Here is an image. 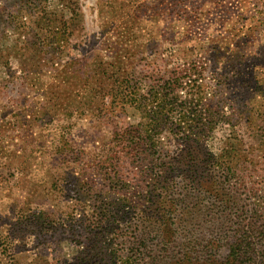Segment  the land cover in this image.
<instances>
[{
    "label": "rangeland",
    "instance_id": "rangeland-1",
    "mask_svg": "<svg viewBox=\"0 0 264 264\" xmlns=\"http://www.w3.org/2000/svg\"><path fill=\"white\" fill-rule=\"evenodd\" d=\"M122 208L264 226V0H0V264L119 261Z\"/></svg>",
    "mask_w": 264,
    "mask_h": 264
},
{
    "label": "trees",
    "instance_id": "trees-1",
    "mask_svg": "<svg viewBox=\"0 0 264 264\" xmlns=\"http://www.w3.org/2000/svg\"><path fill=\"white\" fill-rule=\"evenodd\" d=\"M121 87L124 90L128 86L121 84ZM134 212L123 210L121 214L132 216L119 218V225L124 222L131 227V239L121 259L117 261L118 257L115 256L110 257L109 263L97 261L96 264H264V226L255 228L253 224L247 223L241 234L227 247L225 257L214 260L213 244L200 246L196 242L186 244L175 241L177 231L170 215L165 214L154 224L148 209ZM100 250L95 243H90L88 250L82 251L87 256L95 257ZM200 251L207 255L206 259H199Z\"/></svg>",
    "mask_w": 264,
    "mask_h": 264
}]
</instances>
